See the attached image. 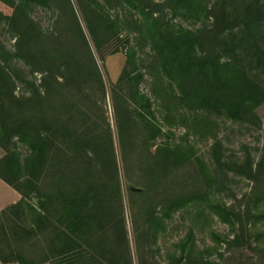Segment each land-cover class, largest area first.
Returning a JSON list of instances; mask_svg holds the SVG:
<instances>
[{
	"label": "trees",
	"instance_id": "16d2710c",
	"mask_svg": "<svg viewBox=\"0 0 264 264\" xmlns=\"http://www.w3.org/2000/svg\"><path fill=\"white\" fill-rule=\"evenodd\" d=\"M0 3L13 40L0 41V179L20 195L0 211V264H212L195 222L163 259L160 244L176 214L206 210L235 235L230 246L264 253V158L227 164L218 138L221 123L261 125L264 0ZM119 51L125 63L107 89L97 60ZM206 139L212 167L195 154ZM191 163L198 192L176 181ZM227 166L257 185L243 216L215 199Z\"/></svg>",
	"mask_w": 264,
	"mask_h": 264
},
{
	"label": "rangeland",
	"instance_id": "374dc122",
	"mask_svg": "<svg viewBox=\"0 0 264 264\" xmlns=\"http://www.w3.org/2000/svg\"><path fill=\"white\" fill-rule=\"evenodd\" d=\"M0 12L8 14L9 8L0 3ZM34 18L41 20L42 24L49 22V14L44 11L37 10L33 14ZM184 25H188L184 23ZM0 41L8 48L13 44V40L7 36L0 28ZM98 61L101 73L107 89L119 77L121 70L125 63L124 54L119 51L118 53L109 55L104 61ZM109 121L113 127L112 109L109 100L107 101ZM256 114L261 121L260 127L231 125L230 123H221L219 140L222 143L221 155L225 163L236 162L243 163L250 159L255 164L260 158H264V103L257 108ZM175 139L181 137L182 130L180 128L174 129ZM195 141V154L208 166H213L212 155L210 147L213 144L212 140L206 139L202 141ZM4 156V152L0 148V158ZM222 176L217 177L220 180L219 191L215 193V199L227 207H233L236 212H240L242 216L247 208L250 207L249 198L252 192L257 187L256 182L243 175H235L227 167H223ZM176 181H180L181 185L187 184L188 189L193 192H198L201 187V179L198 176L197 166L194 163L181 168L177 175ZM224 185V188L222 187ZM128 183L122 178L121 187L122 194L125 200V220L130 235V250L133 256L136 255L134 249V242L132 240V211L128 207L127 201L129 192L127 191ZM177 189V188H176ZM139 190V189H138ZM212 199V198H211ZM20 195L4 183L0 179V211L6 207L18 202ZM195 222L194 232L196 238V246L199 250H206L207 248H215V251L209 250L205 254V260L212 264H264V253H260L256 247V243L251 245L236 244L230 246L224 240L229 235V228L226 224L221 222L216 216L205 211L203 215L192 218L184 213L175 215L173 221L169 224L166 235L160 240L162 246V259L165 257L166 251L170 248L171 244L176 243L182 238L187 227ZM243 224L248 223L250 227L252 220L247 222L242 219ZM239 226V224H238ZM258 230L264 232V221L256 224ZM217 235L220 239L215 243L213 235ZM234 234L229 235V239H234ZM254 238V237H253ZM252 238V239H253ZM133 264H136L135 262Z\"/></svg>",
	"mask_w": 264,
	"mask_h": 264
}]
</instances>
